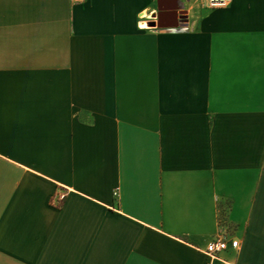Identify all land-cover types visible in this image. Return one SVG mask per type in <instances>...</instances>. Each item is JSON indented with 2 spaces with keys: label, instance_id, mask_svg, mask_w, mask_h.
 Listing matches in <instances>:
<instances>
[{
  "label": "crops",
  "instance_id": "1",
  "mask_svg": "<svg viewBox=\"0 0 264 264\" xmlns=\"http://www.w3.org/2000/svg\"><path fill=\"white\" fill-rule=\"evenodd\" d=\"M0 264H264V0H0Z\"/></svg>",
  "mask_w": 264,
  "mask_h": 264
},
{
  "label": "built area",
  "instance_id": "2",
  "mask_svg": "<svg viewBox=\"0 0 264 264\" xmlns=\"http://www.w3.org/2000/svg\"><path fill=\"white\" fill-rule=\"evenodd\" d=\"M72 3H81L84 0H70ZM203 2L205 3V5L208 8H224L227 7L228 5L231 4L232 0H203ZM57 200V204L61 203L64 198H65V194L64 193H60L59 195H57V197H55ZM55 200V199H54ZM227 248V243L225 241L224 238H220L217 237L213 240H211L205 250L204 253L211 259H216L218 254L222 251H224Z\"/></svg>",
  "mask_w": 264,
  "mask_h": 264
}]
</instances>
